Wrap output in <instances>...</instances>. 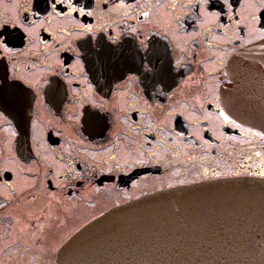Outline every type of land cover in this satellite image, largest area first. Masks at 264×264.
Segmentation results:
<instances>
[{
	"label": "flooded vegetation",
	"instance_id": "1",
	"mask_svg": "<svg viewBox=\"0 0 264 264\" xmlns=\"http://www.w3.org/2000/svg\"><path fill=\"white\" fill-rule=\"evenodd\" d=\"M262 43L264 0H0V260L15 257L10 207L21 229L51 204L77 229L173 188L264 177V134L220 97L232 57Z\"/></svg>",
	"mask_w": 264,
	"mask_h": 264
},
{
	"label": "water",
	"instance_id": "2",
	"mask_svg": "<svg viewBox=\"0 0 264 264\" xmlns=\"http://www.w3.org/2000/svg\"><path fill=\"white\" fill-rule=\"evenodd\" d=\"M229 115L264 134V43L224 69ZM54 264H264V177L200 182L98 215L57 250Z\"/></svg>",
	"mask_w": 264,
	"mask_h": 264
},
{
	"label": "rangeland",
	"instance_id": "3",
	"mask_svg": "<svg viewBox=\"0 0 264 264\" xmlns=\"http://www.w3.org/2000/svg\"><path fill=\"white\" fill-rule=\"evenodd\" d=\"M22 179L18 182V189L25 185ZM46 205V203H44ZM70 207V206H69ZM46 209L38 208L44 214V226L39 229L35 225L33 229L25 228L21 229L18 226V216L13 207H10L4 213L10 216V224L8 225L11 231V239L15 237L13 255L15 257L9 258V260H0V264H52L53 254L57 247L65 240L64 238L69 236L76 226L75 223L64 222V217L69 215L74 216V212L64 209L55 208L54 205H46ZM48 215V218L46 216ZM79 217L76 219V221ZM75 221V219H73ZM12 228V229H11ZM24 228V227H23ZM69 233V234H68ZM64 237V238H63ZM10 243V242H9ZM6 243V245H9ZM20 243L21 245H18ZM5 246V245H4ZM34 252L31 256L25 255V253Z\"/></svg>",
	"mask_w": 264,
	"mask_h": 264
}]
</instances>
